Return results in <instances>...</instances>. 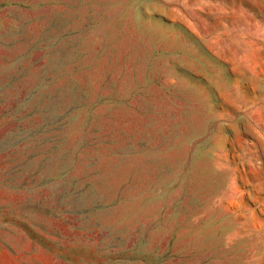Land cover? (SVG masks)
<instances>
[{"label":"rangeland","instance_id":"1","mask_svg":"<svg viewBox=\"0 0 264 264\" xmlns=\"http://www.w3.org/2000/svg\"><path fill=\"white\" fill-rule=\"evenodd\" d=\"M0 264H264V0H0Z\"/></svg>","mask_w":264,"mask_h":264}]
</instances>
